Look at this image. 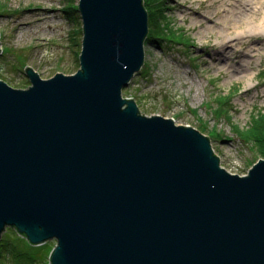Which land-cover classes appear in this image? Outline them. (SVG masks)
I'll return each mask as SVG.
<instances>
[{
    "label": "water",
    "instance_id": "1",
    "mask_svg": "<svg viewBox=\"0 0 264 264\" xmlns=\"http://www.w3.org/2000/svg\"><path fill=\"white\" fill-rule=\"evenodd\" d=\"M79 10L74 73L0 74V241L9 226L55 239L49 264H264V156L230 172L208 135L127 95L145 61L144 0Z\"/></svg>",
    "mask_w": 264,
    "mask_h": 264
},
{
    "label": "rangeland",
    "instance_id": "2",
    "mask_svg": "<svg viewBox=\"0 0 264 264\" xmlns=\"http://www.w3.org/2000/svg\"><path fill=\"white\" fill-rule=\"evenodd\" d=\"M79 1L0 0V74L11 85H30L29 66L43 78L56 72L71 74L80 67ZM159 1V10L151 16L153 28L162 24L164 33L150 31L144 64L133 76L127 95L150 115L173 117L176 123L208 135L221 165L245 174L261 156L239 129L264 113V33L243 37L225 53L219 41L223 35L205 27L218 24L235 32V18H222L237 0ZM246 51L252 54L251 68L242 74L230 63L239 65ZM55 244V239L31 244L9 226L0 241V264L31 263L20 252L34 257L33 264H49Z\"/></svg>",
    "mask_w": 264,
    "mask_h": 264
},
{
    "label": "bare ground",
    "instance_id": "3",
    "mask_svg": "<svg viewBox=\"0 0 264 264\" xmlns=\"http://www.w3.org/2000/svg\"><path fill=\"white\" fill-rule=\"evenodd\" d=\"M226 12L227 13L223 15L222 19L226 20L229 18H235L236 23H238L236 24L235 32L229 31V27L227 26L220 27L218 24H215L214 26L210 24L205 27V31L215 30L218 34L223 35L219 41L222 43L221 47L225 53L228 48H232L234 45H237L236 43H238V41H240L243 37L252 34L264 33V0H237L234 5H229V7H227ZM255 45H253L254 49H259L260 46L255 47ZM254 49L249 48L250 51ZM249 55L252 56L249 51L244 52L239 65H232L229 62L230 66H234L235 70L241 72L242 74L246 73L251 68ZM224 63L225 64L223 66L227 65L228 60ZM251 77L252 76L250 75V78ZM251 83L252 80L249 81V84Z\"/></svg>",
    "mask_w": 264,
    "mask_h": 264
},
{
    "label": "trees",
    "instance_id": "4",
    "mask_svg": "<svg viewBox=\"0 0 264 264\" xmlns=\"http://www.w3.org/2000/svg\"><path fill=\"white\" fill-rule=\"evenodd\" d=\"M158 2V3H157ZM159 0H144L145 6L148 10V14H149V23L151 24L152 28H150L148 36L145 40V42L148 40L149 38V34H151V32L154 33H158V35H162L164 33L163 29L165 30L164 26L159 27V24H154L155 28H153V20H152V16L151 14L153 13V16H155V13H157V11L159 10ZM159 27V28H158ZM151 31V32H150ZM240 131V135L243 137V139H245L246 141L251 142L257 149H258V153H260L262 156H264V113L260 112L258 115L254 116L251 124L249 126H247L246 129H239ZM14 228V227H13ZM14 230L17 231V229L14 228ZM18 232V231H17ZM18 234L20 235L21 239H26V237L22 234H20L18 232ZM53 249V248H52ZM52 249L50 251V255H49V263H50V258H51V253H52ZM22 254H27L28 258H30L31 263L33 264L36 259L34 257H31L27 252H20ZM28 263L27 261L22 262L21 264H31Z\"/></svg>",
    "mask_w": 264,
    "mask_h": 264
}]
</instances>
